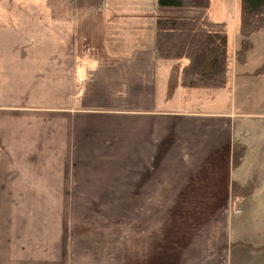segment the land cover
I'll list each match as a JSON object with an SVG mask.
<instances>
[{
  "label": "crops",
  "instance_id": "0c3cea01",
  "mask_svg": "<svg viewBox=\"0 0 264 264\" xmlns=\"http://www.w3.org/2000/svg\"><path fill=\"white\" fill-rule=\"evenodd\" d=\"M56 1L0 0V264H264L263 82L238 69L240 8L226 86L188 88L156 22L214 27L211 0L205 20L158 0ZM85 205L131 206L110 220V263L86 256L105 253L86 245Z\"/></svg>",
  "mask_w": 264,
  "mask_h": 264
},
{
  "label": "trees",
  "instance_id": "16d2710c",
  "mask_svg": "<svg viewBox=\"0 0 264 264\" xmlns=\"http://www.w3.org/2000/svg\"><path fill=\"white\" fill-rule=\"evenodd\" d=\"M162 7L206 9L210 0H158ZM237 34L240 47L236 50L239 61L252 46V35L264 29V0H240ZM228 35L222 31L211 30L197 18L159 17L156 22V51L162 57L186 58L183 68V84L188 88H221L227 84ZM235 148V160H239L243 148ZM236 194L247 195L253 184L241 186L235 183ZM257 248V249H262Z\"/></svg>",
  "mask_w": 264,
  "mask_h": 264
},
{
  "label": "rangeland",
  "instance_id": "374dc122",
  "mask_svg": "<svg viewBox=\"0 0 264 264\" xmlns=\"http://www.w3.org/2000/svg\"><path fill=\"white\" fill-rule=\"evenodd\" d=\"M55 2L57 3L56 0ZM239 8L240 6L238 5V0H211L210 14L212 18L217 19V22H214V27L210 26L211 23L207 21L208 19L205 20L207 8L200 9V12L196 16H199V18L204 19L207 27L211 30L222 31L227 33L229 35V41L232 44L234 26L238 16L237 10ZM251 41L252 46L250 49L247 50L245 54V59L241 61V63L239 62L238 69L253 72L257 67L261 66L258 77L252 80H254V82L258 81L263 83H261L260 88L258 89V93H254L252 97H254V100L256 101L261 98L260 101L262 103L259 107H255L256 109L254 110V112L264 113V31L262 30L253 34ZM178 59H182L186 62V58L182 57ZM243 110L247 112L245 109ZM261 175L264 176L263 174ZM130 207L131 206L127 205L77 206L78 210L87 213L89 219L91 220L89 224L83 223L81 228V230H86L85 233L87 235L92 236L88 238L89 242L86 245L96 247L95 244H97L101 247V249H104L105 253L86 254V256L90 260H102L103 263H110V250H115L117 248V239L107 234L108 227L111 225L112 220L126 222V214ZM134 207L136 208V211H138L143 206H132V210H134ZM223 214L224 212H222L221 210V215ZM262 222H264V215L262 217ZM94 229L95 231H93ZM116 230H118V228H116ZM110 233H112V231H110ZM94 241H96V243H94ZM121 243L122 242L120 239L119 244Z\"/></svg>",
  "mask_w": 264,
  "mask_h": 264
}]
</instances>
